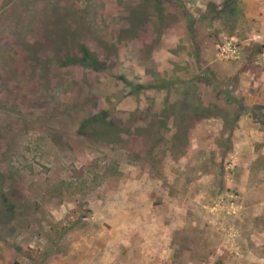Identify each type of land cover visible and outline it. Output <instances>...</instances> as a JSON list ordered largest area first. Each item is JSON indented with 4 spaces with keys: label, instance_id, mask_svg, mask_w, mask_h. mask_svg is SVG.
<instances>
[{
    "label": "rangeland",
    "instance_id": "rangeland-1",
    "mask_svg": "<svg viewBox=\"0 0 264 264\" xmlns=\"http://www.w3.org/2000/svg\"><path fill=\"white\" fill-rule=\"evenodd\" d=\"M261 10L0 0V264H264Z\"/></svg>",
    "mask_w": 264,
    "mask_h": 264
},
{
    "label": "built area",
    "instance_id": "built-area-1",
    "mask_svg": "<svg viewBox=\"0 0 264 264\" xmlns=\"http://www.w3.org/2000/svg\"><path fill=\"white\" fill-rule=\"evenodd\" d=\"M237 209L236 195L229 192L226 197L220 198L213 207L214 211L222 212L224 215H228L230 217L238 213Z\"/></svg>",
    "mask_w": 264,
    "mask_h": 264
},
{
    "label": "trees",
    "instance_id": "trees-1",
    "mask_svg": "<svg viewBox=\"0 0 264 264\" xmlns=\"http://www.w3.org/2000/svg\"><path fill=\"white\" fill-rule=\"evenodd\" d=\"M81 50H82V53L86 56V58H84L85 60L87 59H89L88 58V53H89V49H88V47L87 46H85V45H83L82 46V48H81ZM94 65H96V64H94ZM95 67V66H94Z\"/></svg>",
    "mask_w": 264,
    "mask_h": 264
},
{
    "label": "crops",
    "instance_id": "crops-1",
    "mask_svg": "<svg viewBox=\"0 0 264 264\" xmlns=\"http://www.w3.org/2000/svg\"><path fill=\"white\" fill-rule=\"evenodd\" d=\"M261 11H263V16H262V18H261V20H262V23H264V10H261ZM258 134H262V132H252V135H258Z\"/></svg>",
    "mask_w": 264,
    "mask_h": 264
}]
</instances>
